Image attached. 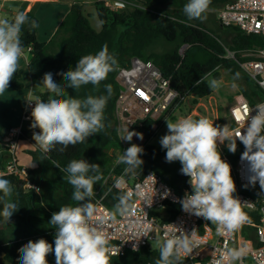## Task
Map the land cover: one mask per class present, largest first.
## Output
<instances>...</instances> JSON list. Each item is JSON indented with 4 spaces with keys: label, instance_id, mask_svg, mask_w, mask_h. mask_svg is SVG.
I'll use <instances>...</instances> for the list:
<instances>
[{
    "label": "trees",
    "instance_id": "trees-1",
    "mask_svg": "<svg viewBox=\"0 0 264 264\" xmlns=\"http://www.w3.org/2000/svg\"><path fill=\"white\" fill-rule=\"evenodd\" d=\"M135 1L140 3L141 7H129L116 12L103 7L102 3L95 2V16L100 24L99 31H95L90 25L81 0L71 5L47 42H39L36 39L37 27L32 29L28 24L23 26L21 39L24 51H28L30 55L27 72L32 85L42 89L39 94L40 99L45 100L50 94L40 83L44 74L51 72L54 80L65 87L66 96L84 99L89 95H103L107 96L108 100L104 110V129L99 134L89 137L84 143L70 145L64 151H60L62 146L57 145L55 150L43 153L35 143L29 141L32 147L20 150L18 154L19 142L26 141L25 137L28 132L26 127L22 129L15 158L18 167L25 169L26 176L24 179L14 175L3 177L11 182L13 188L11 200L17 204L19 209L11 219L18 223L20 238H10L6 229L0 226V250L6 253L8 260L13 264H19L18 249L29 240L44 238L54 246L55 229L48 223L52 213L58 211L61 206L77 203L72 199L73 188L65 179L67 174L59 169L65 168L73 159H85L89 163L101 166L102 179L94 185L93 204L96 199L104 195L102 203L114 211L119 197L124 193L109 188L104 183L109 174L123 175L128 181L134 182L141 179L146 172L152 171L178 194H182V191L188 188V179L187 176L181 174L179 161L163 163L166 150L158 149L146 142L141 145L144 149L141 154L144 163L141 167L134 171H127L126 164L121 163L119 159L115 162V159L123 155L124 150L132 145L122 144L115 112L118 94L116 75L120 68L129 67L131 58L150 61L158 68L162 77L170 80V86L177 94L171 108L188 96L195 98L209 96L212 90L207 86V80L199 85L195 82L209 72L212 74L211 78L219 80L220 75L217 70L220 68L245 80L246 85L242 89V94L251 105L264 100L263 92L242 73L238 65L246 59L241 56L243 51L264 47L263 38L257 35H246L235 27H221L218 22L214 23L215 33H212L201 20L187 21L183 6L188 0ZM229 1L211 0L209 9H219ZM33 9L34 7L25 12L23 6L17 11H23L29 21H35L38 24ZM179 21L185 22L180 23ZM158 42L175 46L157 52L154 47ZM105 44L118 62L116 69L109 73L108 78L98 86L87 84L78 90L67 88V82L59 73L74 68L80 57L97 53ZM182 46H185L183 51L180 50ZM228 52L233 57H230ZM106 85L111 86L110 95L106 90ZM22 87L19 74L16 72L8 90L17 91ZM157 124H159L158 120ZM233 127L232 121L229 128ZM133 129L139 131L137 125L133 126ZM145 139L147 141L148 137L145 136ZM244 149V145L237 142V149L234 153L230 152L228 147L224 148L222 153L230 164L235 166L239 154ZM110 151L116 152L115 158L112 157ZM20 154L27 158L26 161H21ZM56 165H59V168ZM27 185L38 187L39 192H35ZM240 193L259 205L263 192L258 184L249 188H241ZM4 201L5 198L0 193V211H2ZM179 210V204H169L166 209L167 217L162 220H172ZM245 214L248 222L253 224L258 222L259 216L256 211L245 212ZM250 236L254 239L252 232ZM53 257L54 253L48 255V264ZM158 258V248L151 250L147 246L138 252L110 256L111 264H155Z\"/></svg>",
    "mask_w": 264,
    "mask_h": 264
},
{
    "label": "clouds",
    "instance_id": "clouds-1",
    "mask_svg": "<svg viewBox=\"0 0 264 264\" xmlns=\"http://www.w3.org/2000/svg\"><path fill=\"white\" fill-rule=\"evenodd\" d=\"M211 0H188L183 6L187 21L204 20ZM184 23L185 21H179ZM28 24L35 29L38 25L23 11H17L12 19L0 18V95L8 90L10 82L20 67L24 54L22 42L23 26ZM118 62L105 44L95 54L80 57L74 68L59 75L67 82L66 87L78 90L81 86L92 84L98 86L113 72ZM211 72L195 83L199 85L207 80L210 90L221 87V81L210 78ZM48 93V99H32L29 92L26 101L34 106L31 109V124L34 131L32 139L43 153L60 151L68 146L84 143L89 137L99 134L105 127L104 110L107 96H87L79 99L65 95V87L54 80L51 72L45 73L40 83ZM111 94V86L106 85ZM235 87V84H233ZM252 113H255L254 115ZM167 133L160 138V145L166 150V162L179 161L181 174L189 177L191 193H185L179 200L185 213L202 217L216 225L218 234L234 233L246 222L242 201L234 196L236 185L231 174V165L222 159L219 145L227 141L230 152L237 149V140L245 148L241 159L249 166V184L257 183L264 192V103L257 104L248 110V116L242 129L233 134L228 124H214L206 117L194 119L184 117L178 121L166 120ZM136 136L143 140V133L127 130L122 140L132 141ZM144 149L132 144L119 161L127 165V171L141 167L144 161L141 154ZM59 168V165H56ZM65 179L72 186V199L77 203L59 207L53 212L48 223L55 229L54 246L46 239L29 240L18 249L19 264H48L47 257L54 253L55 264H111L109 239L102 231L91 223L96 208L94 185L102 179L101 166L89 163L85 159L71 160L65 168ZM170 189H166L162 198H167ZM13 188L8 179L0 177V193L3 198L11 196ZM130 194L121 195L115 205L111 218L116 215L126 216L132 210ZM247 204V202H243ZM19 209L12 200H5L0 216L5 222ZM196 230L186 233L182 229L179 234H172L164 239L156 238L159 258L155 264H183L184 258L193 251ZM138 250L134 245L133 251ZM242 250L228 249L225 259L230 264L241 261Z\"/></svg>",
    "mask_w": 264,
    "mask_h": 264
},
{
    "label": "built area",
    "instance_id": "built-area-1",
    "mask_svg": "<svg viewBox=\"0 0 264 264\" xmlns=\"http://www.w3.org/2000/svg\"><path fill=\"white\" fill-rule=\"evenodd\" d=\"M92 1L102 3L103 7L115 12L129 7H141L135 0ZM216 18L221 27H235L246 35H257L264 39V0H230L217 10ZM228 55L233 57L230 52ZM241 56L246 58L238 63L242 73L264 94V47L245 50ZM116 82L118 94L115 112L120 140L124 146L133 143L140 146L142 140L136 136L132 141L122 140L127 135V130L135 131L133 126L137 125L139 131L135 132L143 133L144 137L155 132L158 128L157 120L175 101L177 94L171 88L170 80L162 77L157 67L150 61L139 58H131L129 67L118 70ZM26 101L21 105L18 125L6 131L2 145L7 150L8 161L0 168V177L14 175L24 179L26 176L25 169L18 167L15 158L22 129L31 122L30 114L34 104L30 105ZM261 103H264V100L251 105L242 93L234 96L229 108V116L234 123L231 129L233 134L244 126L248 110ZM226 147L227 141L223 149ZM223 149L220 150L222 159L230 164L222 153ZM244 151L245 149L239 154L235 166L230 164L236 185L234 196L242 201L244 212H257L259 220L256 224L246 220L238 231L218 234L216 225L182 210L179 200L186 192L191 193L189 182L188 188L184 189L182 194H178L152 171L146 172L141 179L134 182L128 181L123 175L109 174L104 183L109 188L122 191L124 195L130 194L129 202L132 204V210L128 215L117 214L113 221L111 214L114 210L102 203L104 195L95 200L96 211L91 223L108 237L111 246L109 255L122 256L126 252H138L143 247H148L150 242H155L157 237L164 239L172 234H179L180 229L186 233H191L195 229L193 251L184 258L183 264H230L225 259L228 249L242 250V264H264V192L259 205L240 193L241 188L253 187L248 180L250 175L248 162L241 159ZM118 159L117 157L115 162ZM187 179L189 181V177ZM27 187L39 192V188L34 185ZM166 189L171 190L170 194L167 198H162ZM169 204H179L180 210L172 220L163 221L162 219L167 217L166 209ZM250 232L253 233L254 239ZM134 245L138 250L133 251ZM49 264H55V256ZM232 264H241V261Z\"/></svg>",
    "mask_w": 264,
    "mask_h": 264
},
{
    "label": "rangeland",
    "instance_id": "rangeland-1",
    "mask_svg": "<svg viewBox=\"0 0 264 264\" xmlns=\"http://www.w3.org/2000/svg\"><path fill=\"white\" fill-rule=\"evenodd\" d=\"M84 2V1H82ZM19 2L17 0H5V5H11V6H17ZM218 9H209L206 13V19L202 20L206 27L212 32L215 33V27L214 23L217 24V18H216V12ZM46 11V8L43 6H40L39 4L35 5L33 12L37 19L39 20V24L43 25L46 23L47 19L48 24L50 25L52 22L55 21L57 14H51V11L47 12V18L44 20L41 18V14ZM42 20V21H41ZM44 21V22H43ZM91 26L95 29L97 27L96 22L93 20H89ZM38 25V24H37ZM38 27V26H37ZM175 45L169 44V43H161L158 42L154 50L157 52H161L162 50L171 48ZM27 56V54H26ZM217 72L220 75V81L221 87L217 90H212V93L204 98H195L194 96H188L181 100L179 103L174 105L173 103L168 108L167 111L169 113L167 114V111L158 119V128L155 132L149 133L146 136L148 137V140L145 141L148 144H151L158 149L165 150L160 145V138L167 133V126H166V120H171L173 122L178 121L181 118L184 117H192L194 119H199L201 117H206L210 121H214V124L224 126L232 122L230 116H229V108L231 107L233 103L234 96L237 93H242V89L245 88V80L237 75H231L229 74L225 69L220 68L217 70ZM211 78V77H210ZM233 84H235V87H233ZM39 98V95L33 96V99ZM121 135V132H120ZM25 143V141H20V143ZM226 142V141H225ZM225 144V143H224ZM224 144L219 145V151L223 149ZM113 158L116 157V152L110 151ZM163 163H167L166 159L163 160ZM8 200V197L5 198V200ZM0 226L6 229L7 235L12 239H18L20 238L19 233V226L18 223L10 218L9 222H5L3 217L0 218ZM149 249H155L158 248L156 246L155 242H150Z\"/></svg>",
    "mask_w": 264,
    "mask_h": 264
},
{
    "label": "crops",
    "instance_id": "crops-1",
    "mask_svg": "<svg viewBox=\"0 0 264 264\" xmlns=\"http://www.w3.org/2000/svg\"><path fill=\"white\" fill-rule=\"evenodd\" d=\"M77 0H17L19 4L17 6L5 5V0H0V18L11 19L12 16L16 13L18 9L21 7H25V12L31 10L35 5L39 4L46 8V11L41 14V18L46 20L47 12L51 11V14H57V17L54 22L50 25L48 24L50 21L47 19L46 23L43 25L39 24L36 29V39L39 42H47L54 31L62 21L63 17L69 11L71 5ZM83 3L84 13L87 15L88 21L91 19L94 20L97 24V27L94 29L95 31L100 30V24L98 19L95 16V5L92 0H81ZM132 1V0H131ZM140 2L144 0H138ZM42 21V20H41ZM44 22V21H43ZM90 23V22H89ZM91 25V24H90ZM27 54V56H26ZM30 55L28 51H24L23 57L20 60V67L17 71L19 74V81L22 83L23 87L20 90L12 91L6 90L4 94L0 95V168L4 167L8 161V153L7 150L3 147L2 143L6 136V131L10 127H15L19 123L20 116V108L24 101L28 100L29 92L33 93V96L36 94L39 95L42 92V89L39 87H35L32 85L31 80L29 78L27 72V64L29 61ZM50 95V94H49ZM49 95L46 97L45 101L48 99ZM32 96V99H33ZM31 122L25 125L26 129H28L26 134V145L22 142L19 144L18 154L20 150L31 148V144L29 141L33 142L32 135L34 131H39V129H32L30 127ZM21 161H26V157L20 154ZM12 196V194H11ZM11 196L8 197V200H11Z\"/></svg>",
    "mask_w": 264,
    "mask_h": 264
},
{
    "label": "flooded vegetation",
    "instance_id": "flooded-vegetation-1",
    "mask_svg": "<svg viewBox=\"0 0 264 264\" xmlns=\"http://www.w3.org/2000/svg\"><path fill=\"white\" fill-rule=\"evenodd\" d=\"M0 264H13L8 260L6 253L2 250H0Z\"/></svg>",
    "mask_w": 264,
    "mask_h": 264
},
{
    "label": "water",
    "instance_id": "water-1",
    "mask_svg": "<svg viewBox=\"0 0 264 264\" xmlns=\"http://www.w3.org/2000/svg\"><path fill=\"white\" fill-rule=\"evenodd\" d=\"M184 49H185V46H182L180 50L183 51ZM145 141H146V139H145V137L143 136V140H142L141 145H143V144L145 143ZM133 144H134V143H133ZM141 145H140V146H141Z\"/></svg>",
    "mask_w": 264,
    "mask_h": 264
}]
</instances>
